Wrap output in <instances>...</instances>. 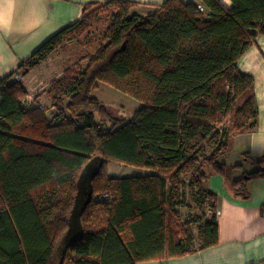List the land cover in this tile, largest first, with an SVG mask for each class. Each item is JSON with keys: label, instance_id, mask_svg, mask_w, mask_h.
Instances as JSON below:
<instances>
[{"label": "trees", "instance_id": "16d2710c", "mask_svg": "<svg viewBox=\"0 0 264 264\" xmlns=\"http://www.w3.org/2000/svg\"><path fill=\"white\" fill-rule=\"evenodd\" d=\"M131 5L86 3L77 21L18 65L35 67L110 9L106 41L81 70L66 68L47 89L57 108L52 119L38 105L23 106L26 90L9 80L12 74L0 77V264H135L162 254L165 240L169 256L184 255L192 237H178L165 223L174 215L172 191L185 184L214 209L215 194L203 184L212 172L231 170L219 161L228 137L255 126L253 79L236 61L264 33V0H164L146 16L131 13ZM99 81L139 101L129 119L107 113L91 95ZM95 112L108 126L95 122ZM93 155L103 163L80 216L83 234L58 256L75 181ZM108 161L151 172L108 176ZM254 161L257 168L245 174L263 176L264 154ZM105 191L111 202L94 197ZM216 234L212 213L198 230L201 247L215 243Z\"/></svg>", "mask_w": 264, "mask_h": 264}, {"label": "crops", "instance_id": "0c3cea01", "mask_svg": "<svg viewBox=\"0 0 264 264\" xmlns=\"http://www.w3.org/2000/svg\"><path fill=\"white\" fill-rule=\"evenodd\" d=\"M106 1L0 0V77L16 73L23 79L27 73L17 67L41 43L61 27L77 21L86 3ZM127 1L132 2L129 9L131 13L146 16L164 0ZM221 1L230 5V0ZM45 59L34 68L40 67ZM236 68L253 79L252 92L257 112L252 129H244L228 137L227 152L219 161L230 166L231 170L225 175L212 172L203 184L205 189L215 194L214 209L209 208L217 224L215 243L201 247L198 237L200 226L209 220L210 214L203 221L194 219V223L202 222L197 227L195 238L191 235L193 246L190 252L169 256L168 242L165 240L162 254L135 264H264V176L248 177L245 174L257 168L254 160L264 154V33H256L253 42L237 59ZM42 99L43 96L33 99L32 93L26 89L22 104L30 108L41 104ZM53 107L50 103L42 109L47 119L54 115ZM139 169L136 175L151 172L147 168ZM239 179L241 183L232 185L233 180ZM240 184L243 186L239 187ZM168 190L166 182L164 191ZM172 192L176 194L175 189ZM180 205L176 200L171 207L174 215L165 216V223L174 229L177 227L175 211ZM181 236L178 233V237Z\"/></svg>", "mask_w": 264, "mask_h": 264}, {"label": "rangeland", "instance_id": "374dc122", "mask_svg": "<svg viewBox=\"0 0 264 264\" xmlns=\"http://www.w3.org/2000/svg\"><path fill=\"white\" fill-rule=\"evenodd\" d=\"M109 13L110 9L105 11L101 10L99 16L85 32L61 43L45 59L40 67L36 69L33 67L34 69L31 68L29 70L22 69L27 73L23 79H21L18 74V79L12 78V80L19 81L29 93H32L33 99L43 96L40 104L41 110L46 108V105L52 103L47 93V89L52 81L59 78L66 68H73L76 71L81 70L86 64L89 55L93 54L95 50L106 41L103 32L109 21ZM91 95L96 98L99 104L104 106L107 113H111V115L125 120L129 119L133 111L140 106L139 101L132 96L101 81L97 82V86L91 91ZM38 104L39 103H37V105ZM62 104H64V102ZM53 108L56 112V106ZM94 116L97 124L108 126L106 121L105 123L98 117V112H95ZM53 117L54 115L51 118ZM51 118L49 117V120ZM225 126H228V122H225ZM139 168L143 169V167L114 161H108L106 163V172L108 176L136 175V170H140ZM175 191L177 201L181 203L180 206H177V210L175 211L177 222L176 230H178L180 236L186 235L191 237V235H193L195 238L198 225L211 214L208 205L206 202H202L199 205L196 201L197 199L195 200V196L185 184L176 187ZM97 194H100V192L95 194V198ZM194 219L202 221L194 223V221H196Z\"/></svg>", "mask_w": 264, "mask_h": 264}, {"label": "water", "instance_id": "95a60500", "mask_svg": "<svg viewBox=\"0 0 264 264\" xmlns=\"http://www.w3.org/2000/svg\"><path fill=\"white\" fill-rule=\"evenodd\" d=\"M103 158L100 155L91 156L82 166L77 179L75 181L76 192L73 197V203L68 213V226L64 231L59 244L56 247V252L59 256L64 246L70 241L77 239L83 234V226L80 216L87 204L92 198V178L97 174ZM260 171L264 176V164L259 166Z\"/></svg>", "mask_w": 264, "mask_h": 264}, {"label": "built area", "instance_id": "2783aa9c", "mask_svg": "<svg viewBox=\"0 0 264 264\" xmlns=\"http://www.w3.org/2000/svg\"><path fill=\"white\" fill-rule=\"evenodd\" d=\"M11 77H12L13 79H18V76H17L16 73H15V74H12ZM38 106L41 107L40 104H38ZM56 112H57V111H56ZM56 112H55V113H56ZM102 130L104 131L105 128L103 127ZM96 198H97V199H100V200H103V201H105V202H111V200H112V195H111V193H110L109 191H105V192H102V193H100V194H97V195H96Z\"/></svg>", "mask_w": 264, "mask_h": 264}]
</instances>
